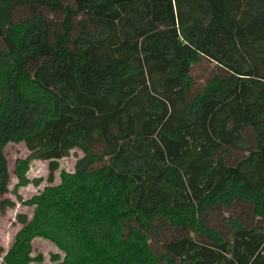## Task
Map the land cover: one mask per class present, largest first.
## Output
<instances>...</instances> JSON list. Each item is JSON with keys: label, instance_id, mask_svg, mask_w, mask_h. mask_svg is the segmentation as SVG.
Listing matches in <instances>:
<instances>
[{"label": "trees", "instance_id": "obj_1", "mask_svg": "<svg viewBox=\"0 0 264 264\" xmlns=\"http://www.w3.org/2000/svg\"><path fill=\"white\" fill-rule=\"evenodd\" d=\"M9 143L83 155L0 264H264V0H0L1 208Z\"/></svg>", "mask_w": 264, "mask_h": 264}, {"label": "rangeland", "instance_id": "obj_2", "mask_svg": "<svg viewBox=\"0 0 264 264\" xmlns=\"http://www.w3.org/2000/svg\"><path fill=\"white\" fill-rule=\"evenodd\" d=\"M212 71L213 64L204 60L203 62L194 65L192 74L194 75L196 81L202 85L204 84V80L210 76ZM4 153L9 164L11 182L9 192L3 195L1 200H10L14 202L15 205L6 208L0 207V248L4 250V253L0 254V263L3 260L4 254L13 244L16 234L22 228V224H20L17 220V215L26 214L30 219L33 216L34 209L20 201L18 195H20L23 198V201H25L34 195L41 193L46 186L59 184L61 171L73 172L77 161L83 155L79 149H74L68 157L61 159L59 161V170L53 175V182L49 181V162L33 159L27 175L30 183L27 186H20L16 190V186L18 184V178L15 174L16 163L20 159H26L31 152L27 149L24 143H9L5 147ZM54 254L63 255L60 249L51 241L43 238H36L34 240L32 255L34 257L41 255L43 257V261L33 262L32 264H52L51 257Z\"/></svg>", "mask_w": 264, "mask_h": 264}]
</instances>
